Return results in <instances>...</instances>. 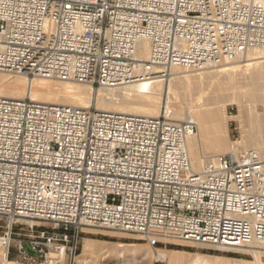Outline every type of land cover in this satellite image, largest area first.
Instances as JSON below:
<instances>
[{"label":"built area","instance_id":"2783aa9c","mask_svg":"<svg viewBox=\"0 0 264 264\" xmlns=\"http://www.w3.org/2000/svg\"><path fill=\"white\" fill-rule=\"evenodd\" d=\"M257 47L264 0H0V69L28 79L118 88ZM197 132L195 121L163 114L0 96L6 256L16 241L17 264H77L89 226L139 233L153 246L168 235L264 248V158L217 154L195 172L188 139Z\"/></svg>","mask_w":264,"mask_h":264},{"label":"rangeland","instance_id":"374dc122","mask_svg":"<svg viewBox=\"0 0 264 264\" xmlns=\"http://www.w3.org/2000/svg\"><path fill=\"white\" fill-rule=\"evenodd\" d=\"M253 69L247 73H237L234 76L233 81L238 92H245L246 90H248L250 93L255 92L254 94L256 97H250L257 98L255 100L252 99L250 102L247 101V99H244L243 103L240 105L237 102H221L223 103L222 105L220 102L218 104L216 101H214V99L218 98V95L221 94L220 92H222V94L224 92L218 90L215 91V89H213L215 86L211 85L213 80L218 81L217 77L214 76L216 74L215 72L213 73V69H209L211 71L213 70L212 72L209 70H197L194 72H184L173 76L168 75L165 77L164 90L162 96L160 97L159 104L160 114L166 115V110H172L174 112L182 113V121L189 120L188 117L195 114L198 98H205L204 100H208L211 104L210 107L212 108H222L220 115V127L216 134L224 142V145L226 144L225 148L227 151L225 150L222 153H215L212 151L206 139V132L204 130H198L197 134L194 136L195 138H193L194 140H190V142H194L192 145L190 143L192 147L188 144V147L190 146L189 150L192 148L189 151L191 153L190 156L194 157L200 154H203L204 156L223 154L225 152H230V146L232 147L235 145L239 155L248 150H256L264 158V153H262L264 150V90L258 88L261 84L264 85V73L263 76L262 74L260 75L258 67H254ZM0 73H8L9 75L11 74V76L15 75V77H21L28 80V78H24L26 76L22 74L19 76V73L4 71H0ZM33 80L34 86L37 85L36 81L39 80H46L51 83H72L79 86H89L84 82L59 81L45 78H35ZM210 81L211 83H209ZM100 89L103 88L92 90L93 92L91 94L85 92L83 93L85 95H83L85 97L84 99L89 101V106H99L101 98H97V96ZM250 90L254 91L252 92ZM56 92L57 94L58 92L61 93V90L56 89ZM222 96H220V98H223ZM54 97L59 100L62 99L58 97V95ZM107 99V104L113 105L114 102L109 100V98ZM117 101H119L121 105L124 103V100L122 99H118ZM62 102L60 103L57 101L56 103L64 104ZM235 142L236 144H234ZM24 224L25 228H28L32 224L35 225V228L41 225L38 220H24ZM2 233L3 228L0 221V236ZM15 238L18 240L24 239L26 237L15 235ZM82 238V246L79 252L80 257H77V264H169L166 261L161 262L154 259L157 249L178 251L176 255H179V257L182 258V262H179V264H195L197 261L199 264H205V260H208L211 264H248L242 261H254L253 254L250 251L252 248L249 246L242 247L244 250H226L196 242L181 241L168 235H159L158 239L160 240V243L156 246H153L145 239V236L139 233L89 226L84 228ZM85 239H89L93 242L92 244L94 246V253L92 255L83 256ZM120 243H125L126 245L135 244L136 254L134 256H128L121 261H117L115 249L121 245ZM15 244L16 241H12L10 256H13L14 258L11 259L10 257L6 256V249L0 243V264H9V261L15 262V264H17L18 258L15 253ZM260 247L261 250L264 251L262 245ZM103 252H106V254ZM144 255H146V257L142 258ZM40 263V261H37L34 264ZM262 263L264 264V253L262 254Z\"/></svg>","mask_w":264,"mask_h":264},{"label":"bare ground","instance_id":"6f19581e","mask_svg":"<svg viewBox=\"0 0 264 264\" xmlns=\"http://www.w3.org/2000/svg\"><path fill=\"white\" fill-rule=\"evenodd\" d=\"M149 49H150L149 42L147 40H142L140 43L139 56L141 58H147ZM254 67H258L259 74L260 75L262 74L263 76L264 48H260V49L259 47L250 48L242 55H239L232 59L229 57H226L222 59L220 62L211 63L207 67L203 69H198V70L199 71L209 70V69L214 70L212 71L213 73L215 72L216 75L214 76L217 77L218 81L213 80L211 85L215 86L213 87L215 91L218 90V91L224 92L223 94L222 92H220L221 94L218 95V98H215L214 101H216L218 104L220 102V104L222 105L223 103H232V102H237L240 105L241 103H243L244 99H247V101L250 102L252 99L255 100L257 98L250 97V96H255L254 94L255 92L250 93L248 90H246L248 92L246 91L238 92V90L235 88V83L233 81L234 76L237 73H244V72L247 73L248 71L252 70ZM0 71L9 72V71L2 70V69H0ZM191 71L194 72L197 70L187 69L182 66H176L171 69L169 75L173 76V75H177L180 73L191 72ZM13 73H17V72H13ZM167 76L155 75V76L146 78L144 80H138L133 83H129L128 85H125L123 87H118V88L108 87V88L100 89L98 91L97 98H101V101L99 102L100 103L99 106L98 107L95 106V107L98 110H102V111L119 112L122 114H129V115L153 116V117L159 116L160 115V112H159L160 97L163 94L164 80H165V77ZM24 78H27V77H24ZM31 80L23 79L21 77H15V75L11 76V74L9 75L8 73L6 74L0 73V96L11 98V99H22V98L29 97L35 102L52 104V105H58L56 103L57 101L60 103L62 101H65V102H62L64 103L62 105L74 106V107H79V108H89L90 107L88 105L89 101L84 99L85 95L83 94L84 92L89 93V94L93 92L91 87L89 86L88 87L79 86V85H74L72 83H51L46 80L36 81L37 85L34 86V80L33 79ZM209 83H211V81ZM261 85L258 88L264 90V85L262 86ZM56 89L58 90L60 89L61 93L58 92L57 94ZM262 90H261V94H262ZM250 91L253 92L254 90H250ZM57 95L58 97L62 99L61 100L56 99L54 96H57ZM220 96H222L223 98H220ZM246 97H250V98H246ZM107 98H109V100H112V102H114L113 105L107 104V100H108ZM118 99L124 100V103H122L123 105H121L120 100H119L120 102L117 101ZM204 99L205 98H198L197 106L195 109V114L188 117V119L193 120L197 123L199 131L204 130L206 132V139L208 141V144L211 150L214 151L215 153H222L223 151L226 150L225 148L226 144L224 145V142L216 134L217 130L220 127V120H221L220 115H221L222 108L221 107H220L221 109L219 107L212 108L210 107L211 104L209 103V101L204 100ZM166 115L172 121H182L183 119L181 112H174L172 110H166ZM193 138L195 137L192 136L188 139L189 145L190 143L191 145L194 143L192 141L190 142V140H192ZM234 144H236V142ZM191 149L192 148H190V150ZM230 149H231L230 152H227V153H233L239 156V154L237 153L238 150L235 148V145L232 147L230 146ZM262 153H264V150ZM213 155L204 156L203 154H200L194 157L191 156L193 159V160L191 159L192 167L195 170V172H199L202 169L205 158L212 157ZM92 243L93 242L90 241L89 239H85L84 248H83V256H89L94 253V246ZM120 244L121 245H119L115 249L117 261H121L122 259H125L128 256H132V255L134 256L136 254L135 244H127V245L125 243H120ZM260 246L261 244L258 242H253L252 244H250L249 247L252 248L250 251L253 254L254 261H242V262H246L248 264H253V263L263 264L262 254L264 253V251L261 250ZM236 249L241 250L242 247H237L235 248V250ZM177 252L178 251H173V250L166 251L164 249H157V253L154 256V259L156 261H161V262L166 261L169 264H177V263L179 264V262H182V258L179 257V255H176ZM103 253L106 254V252H103ZM145 257L146 255H144L142 258H145ZM9 264H15V262L9 261ZM195 264H199L198 261ZM205 264H211V263L208 260H205Z\"/></svg>","mask_w":264,"mask_h":264},{"label":"trees","instance_id":"16d2710c","mask_svg":"<svg viewBox=\"0 0 264 264\" xmlns=\"http://www.w3.org/2000/svg\"><path fill=\"white\" fill-rule=\"evenodd\" d=\"M11 259H13L14 257L13 256H10Z\"/></svg>","mask_w":264,"mask_h":264},{"label":"water","instance_id":"95a60500","mask_svg":"<svg viewBox=\"0 0 264 264\" xmlns=\"http://www.w3.org/2000/svg\"><path fill=\"white\" fill-rule=\"evenodd\" d=\"M31 253H34L33 251H31Z\"/></svg>","mask_w":264,"mask_h":264}]
</instances>
